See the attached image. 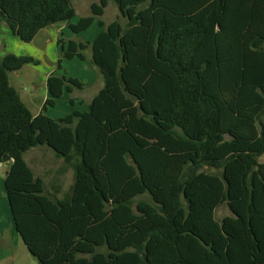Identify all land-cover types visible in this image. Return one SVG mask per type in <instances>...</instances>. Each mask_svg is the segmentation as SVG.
<instances>
[{"label":"trees","instance_id":"trees-1","mask_svg":"<svg viewBox=\"0 0 264 264\" xmlns=\"http://www.w3.org/2000/svg\"><path fill=\"white\" fill-rule=\"evenodd\" d=\"M73 1L0 0L23 43L59 23L83 32L108 2L124 20L57 41L67 60L89 49L102 78L85 112L42 113L83 87L50 73L33 115L9 74L38 61L0 58V165L27 252L38 264H264V0H99L70 24ZM39 146L73 172L61 198L23 159Z\"/></svg>","mask_w":264,"mask_h":264},{"label":"rangeland","instance_id":"rangeland-1","mask_svg":"<svg viewBox=\"0 0 264 264\" xmlns=\"http://www.w3.org/2000/svg\"><path fill=\"white\" fill-rule=\"evenodd\" d=\"M89 3L90 0H74L73 7L76 8L79 15L83 13L81 6H87ZM111 17L112 13L108 11L106 19ZM72 19L76 21L74 17ZM95 26L98 25L95 24ZM95 26L94 28H97ZM39 43L40 39H35L30 43H23L13 36L8 28L0 26V58L6 54H13L15 56H31L38 61L37 65L27 64L20 71L10 73V84L17 90L21 100L30 112L36 115L40 112L42 103L47 98L44 85L45 77L47 74L55 71V75L77 79L83 84V87L82 89L74 88L71 93H63L62 97L56 100L53 107L47 106L46 110L42 113L51 119H59L73 110L85 111L86 107L78 102L92 95L96 91L98 84L96 83L97 69L89 62V51H84L85 59L83 61L77 58L67 60L62 56L60 47L49 44L43 50L38 47ZM58 60H60V69H56ZM72 98L74 101H77L74 105H70L69 103V100ZM25 159L33 169L34 175L44 180L46 190L50 189L51 182L55 183L56 179L61 193L68 191L73 182V172L71 168L64 166L61 159L54 157L53 152L46 148V146L37 147L29 151L25 155ZM259 160L264 161V155ZM59 169L62 171L60 174L57 173ZM210 172H213V170H210ZM140 199L147 200V196H140L138 200ZM226 213L228 212L223 206L219 210L218 215L221 217ZM12 263L38 264L36 259L26 251V248L20 241L14 247V259Z\"/></svg>","mask_w":264,"mask_h":264},{"label":"crops","instance_id":"crops-1","mask_svg":"<svg viewBox=\"0 0 264 264\" xmlns=\"http://www.w3.org/2000/svg\"><path fill=\"white\" fill-rule=\"evenodd\" d=\"M98 1L99 0H90V3L87 6H81L83 8V13H81L79 15L77 14V10L74 7V11H75L74 18H75L76 21H73V19H72V20L69 21V23L70 24H75V22H77L81 17H85V16L90 15V5L92 3H97ZM108 11L112 13V17L106 19V15H107ZM116 19H119L122 23H124V20L122 18H120L119 11H118L117 7L115 6V4L112 3V2H108L106 8L104 9L103 15L101 17H99V18H96L93 21L92 25L87 30L75 34V33H72L68 29L67 23H59V24H55V25H52V26H48V27H46L44 29H41L35 35V37L33 38L32 41H34L35 39H40V43H39L38 47L43 49V50L49 44H54V45H56V47H59V45L57 44V41L59 39L75 40V41H82V42H91L102 31V28H100L99 26H95V24L98 25V20L103 21V23H105V24H109V23H111L112 21H114ZM0 26L3 27V28L6 27L3 23H0ZM94 26L97 27V28H94ZM67 34H68V36H67ZM72 35H74L73 36L74 38L72 37ZM86 51H89V57L91 58V51L89 49H87ZM51 73L55 74V71H53ZM48 75L49 74L46 75L45 82H44L45 95L46 96H47L46 78H47ZM96 83H98L97 87H96L97 88L96 91L92 95H90L89 97H86V99L80 100L78 102L80 104H83L86 107L85 111L88 110V104H89L90 100L92 99V97L103 86V81H102V78H101L100 74H98L96 76ZM76 102L77 101H74V104H76ZM42 105H43V103H42ZM41 108H42V106H41ZM40 111H41V109H40ZM85 111H83V112H85ZM33 115H35V114H33ZM39 147H42V146H39ZM35 148H37V147L31 148L26 153H24L23 159H24V161L26 163H27V161L25 159V155L29 151H31V150H33ZM27 165H28V163H27ZM7 168H8V164H1L0 165V264H10V263L13 264L12 262H13V259H14V247H15V245L17 243H19V241H20L22 243V245L24 246L23 242L21 241V238L15 232V229H14V226H13V222H12V219H11V213H10V209H9V205H8V200H7L5 189H4L3 181H4V177L6 175ZM30 169L33 171V169L31 167H30ZM60 172H62V171L59 169L57 173L60 174ZM37 177H39V176H37ZM43 182H44V180H43ZM44 187H45V185H44ZM45 192L48 193V194H53L57 198H61L63 196V194H64V193H61L60 186H58V183H57L56 179H55V183L51 182L49 190H46V188H45ZM223 206L224 205H222L218 209H216V211H215V219L220 220L222 217L228 216L230 214L228 212L226 206H224L228 213H226L225 215H222L221 217H219V215H218L219 210Z\"/></svg>","mask_w":264,"mask_h":264}]
</instances>
